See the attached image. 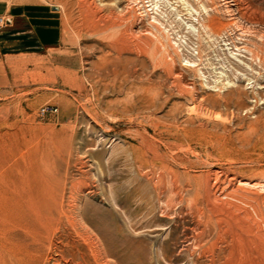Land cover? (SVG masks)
<instances>
[{
  "label": "rangeland",
  "instance_id": "obj_1",
  "mask_svg": "<svg viewBox=\"0 0 264 264\" xmlns=\"http://www.w3.org/2000/svg\"><path fill=\"white\" fill-rule=\"evenodd\" d=\"M78 1L0 0V264H192L144 155L264 198V0Z\"/></svg>",
  "mask_w": 264,
  "mask_h": 264
},
{
  "label": "bare ground",
  "instance_id": "obj_2",
  "mask_svg": "<svg viewBox=\"0 0 264 264\" xmlns=\"http://www.w3.org/2000/svg\"><path fill=\"white\" fill-rule=\"evenodd\" d=\"M78 2L93 14H98L100 10L89 0ZM143 165L147 169L145 178L152 186L162 193L167 181L182 209H187L186 214L195 220V234L191 240L186 241H192L191 244L181 247V251L188 255L192 264H264V198L235 187V177L223 179L210 174H181L172 162L156 152L145 154ZM140 168L141 165L138 166V171ZM219 192L221 193L218 195ZM122 229L121 225L117 230L122 233ZM159 251L163 255L164 251ZM177 256L165 254L164 260L167 264H177ZM136 257L141 260L139 251Z\"/></svg>",
  "mask_w": 264,
  "mask_h": 264
},
{
  "label": "crops",
  "instance_id": "obj_3",
  "mask_svg": "<svg viewBox=\"0 0 264 264\" xmlns=\"http://www.w3.org/2000/svg\"><path fill=\"white\" fill-rule=\"evenodd\" d=\"M6 25H8V27L11 25L10 22L7 20L6 21ZM5 25V26H6ZM11 30H6L4 32H0V34H5L6 33H10ZM14 36H19V33L17 31H14ZM0 35V36H2ZM46 41H40L38 38H29V39H17L16 37L13 39H8L6 38H1L0 37V57L2 55V52H6L3 54V57H11V56H19V55H23L26 54L24 51H26L27 49H35V50H40L41 48H45L46 46ZM12 53V54H11ZM16 53V54H13Z\"/></svg>",
  "mask_w": 264,
  "mask_h": 264
},
{
  "label": "built area",
  "instance_id": "obj_4",
  "mask_svg": "<svg viewBox=\"0 0 264 264\" xmlns=\"http://www.w3.org/2000/svg\"><path fill=\"white\" fill-rule=\"evenodd\" d=\"M0 22H1V19H0ZM51 111H52V109H49V108H41L39 111V115L43 116L44 114L49 113Z\"/></svg>",
  "mask_w": 264,
  "mask_h": 264
}]
</instances>
